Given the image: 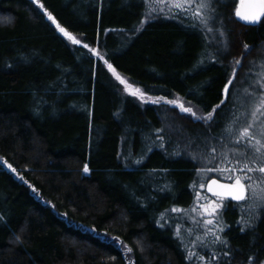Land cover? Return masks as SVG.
Masks as SVG:
<instances>
[{"label": "trees", "instance_id": "16d2710c", "mask_svg": "<svg viewBox=\"0 0 264 264\" xmlns=\"http://www.w3.org/2000/svg\"><path fill=\"white\" fill-rule=\"evenodd\" d=\"M237 2H222L210 40L187 19L145 22L143 0H40L43 10L0 0V264H195L158 214L191 205L200 170L234 181L241 173L226 170L253 155L226 132L235 81L264 57V15L242 22ZM45 12L103 60L71 46ZM107 65L163 103L215 112L199 120L123 96ZM223 215V264L264 261L262 216L242 232L231 206Z\"/></svg>", "mask_w": 264, "mask_h": 264}, {"label": "rangeland", "instance_id": "374dc122", "mask_svg": "<svg viewBox=\"0 0 264 264\" xmlns=\"http://www.w3.org/2000/svg\"><path fill=\"white\" fill-rule=\"evenodd\" d=\"M145 9H144V21L148 22L158 18L166 19V17L177 19L180 21H192L195 24L200 25L203 28V31L208 35L210 40H214L213 33L208 31L204 24L200 23L199 18L194 17V11L197 8V0H194V3L189 8L188 12L178 11L174 6L176 3H184V0H143ZM228 1V0H227ZM227 1L223 0H210L211 9L204 7L200 8L199 11L202 15L211 16L212 18L208 21V26L219 27L221 22V10L222 2ZM242 0L237 2V10L241 5ZM236 10V11H237ZM187 19V20H186ZM61 33V32H60ZM69 33V32H68ZM62 34V33H61ZM75 39L80 41L79 44H73L72 41L63 35V37L68 41L71 46H83L85 43L82 38L74 34L69 33ZM92 55L97 59L103 60V55L97 49V47H87L86 48ZM91 49V51H90ZM259 60L252 59L248 67L244 69V75L240 79V84L235 81L234 90V103L236 108L235 111L231 112V117H234L232 121V131L235 128H238L235 131V134H229L230 141L236 138L239 130L244 126L251 124L252 128L250 129V135H252L251 144H254L257 139L264 144V135H262V128H264V107H261L259 111L256 112L255 117H253L254 105L259 107L257 100L261 95H264V65H261L259 62L264 61V57H257ZM108 70L112 74L113 78L116 80L120 87L121 94L123 96H132L137 99L138 102L142 104H149L156 102V104H162L160 98L150 96L144 93V91L138 85L131 82L126 76L120 74L119 72H113V68L110 69L107 65ZM259 68V69H258ZM258 69V72H256ZM119 76L123 79L127 85H130V88L125 87V84H122L119 80L116 79V76ZM239 84V85H238ZM138 90L139 93H143V96L132 95L130 94L133 91ZM172 100L176 101L177 104H183L184 107H190L196 113V116H201L200 112L194 108L190 103L184 101L180 97H174ZM163 104H169L164 102ZM170 108L178 109L179 112H182L178 106H173L170 104ZM239 108V109H238ZM184 113V112H182ZM187 116H191L189 113H185ZM192 117V116H191ZM236 121V122H235ZM231 131V132H232ZM254 134V135H253ZM182 136V134H179ZM242 143H246V138L241 137ZM247 145V144H245ZM250 145V144H249ZM253 152L252 148H249ZM188 153L189 150L185 147V153ZM186 153V154H187ZM126 159L130 160L135 157L132 163H136V156H133L131 153L125 154ZM188 155H195L189 153ZM261 163H264L262 161ZM252 166V165H251ZM261 164L257 166H252L254 172ZM225 167H218L219 170L224 169ZM257 174H251V172L241 173L242 182L246 183L248 180V194L245 201L232 204H228L223 200L211 199L206 197L205 185L207 181L211 178L207 177L204 174V171H199L197 174L196 181L192 185V190L194 192V201L186 206H171L161 212H159V224L163 227H168L171 229L173 234L177 237L180 244L182 245L185 253L195 264H223L226 260L225 257L230 255V251L225 250L228 248V243L226 237L224 236L225 231L230 229L228 221L225 219L223 212L228 207L231 206L235 210V216L233 221L235 226L239 227L241 231H251L256 227L257 222L260 220L261 216L264 219V174L256 171ZM241 177V176H240ZM248 177V179H243ZM201 185H204L201 187ZM255 196V199H254ZM215 206V212L212 216H209L205 212V208L212 209ZM180 209V212H173L172 209ZM212 220V224H208L207 221ZM177 229H179V234H177ZM219 237V240L216 237ZM260 264H264L262 261Z\"/></svg>", "mask_w": 264, "mask_h": 264}, {"label": "snow or ice", "instance_id": "6c2138e0", "mask_svg": "<svg viewBox=\"0 0 264 264\" xmlns=\"http://www.w3.org/2000/svg\"><path fill=\"white\" fill-rule=\"evenodd\" d=\"M32 2H33V4H36L40 9L43 10L44 6L42 3H40V0H32ZM193 3H194V0H184V3H176L174 6L176 7V9L178 11H182V12L187 13L189 8L192 6ZM204 7L211 9L210 0H197V8L194 11V17L199 18L200 23L204 24L208 28V31H212L211 27H208V21L212 17L202 15L201 12L199 11L200 8H204ZM257 7L259 10L256 11L255 13L251 14V15L241 14L239 11H237L236 15L239 16L241 20H244L247 23L255 24L259 21V17L261 15H264V5H258ZM45 14L47 15L48 19L50 21H52L53 24L56 25V27L59 29V31L63 35L68 37L72 41L73 44H79L80 43V41H78L73 36H71L64 28L60 27V25L56 22L55 18L51 15V13L45 12ZM83 47L87 48L88 45L85 44V45H83ZM247 48H248V46L245 45L246 51H247ZM90 51H91V49H90ZM259 63L261 65H264V61H261ZM236 64L239 65L240 61L237 60ZM108 67L110 69H112L111 65H108ZM112 70L115 74V70L114 69H112ZM235 76H236V72L234 69L232 74H231V77L228 80V83L225 85V87L223 89L225 99L228 98L229 87L232 85V82L235 79ZM116 79L119 80L122 84H125L126 89L131 87L130 85H127L126 82L123 79H121L118 75L116 76ZM130 94L140 95L141 97L143 96V93H139L138 90L133 91ZM160 99H163V97H161ZM166 102L173 105V106H178L182 112L189 113L193 118L199 119V120H210L212 118V113L215 112V108H214L208 114V116H196V113L190 107H184L183 104H177V102L174 100H170V101H166ZM153 103H155V101H153ZM222 103H223V101H222ZM257 104L259 105V107L254 105V109H253V113H252L253 117H255L256 112L259 111L261 107H264V95H261L258 98ZM216 107L218 108V107H220V105H217ZM251 128H252V125L248 124V125L244 126L241 130H239V132L235 138V142L240 143L241 137L246 138V142H248L250 144V146L253 150V155H251V156L244 155L243 159H237L236 164L240 165V167L236 168V169H227L226 171H235V172H239V173L252 172V171H254L253 167L251 166L252 164H261V166H259L255 170L258 171L259 173L264 174V163H261L262 161H264V144H262L259 139H257L254 144H251V140H252V135H250V129ZM227 131L229 132V134H231V131H232L231 127H228ZM262 135H264V128H262ZM213 151H215V150H213ZM138 163H139V161H138ZM9 167L11 168V165H9ZM207 170L210 171V169H207ZM13 171H15V169H13ZM83 171L85 173L89 172V167L87 164L84 165ZM21 179H23V178L21 177ZM228 179L231 180L232 177L229 176ZM243 179H248V177H244ZM216 183H217L216 180H212L213 185H215ZM203 186L204 185H201V187H203ZM218 187L223 189L224 191L223 192L213 191V195L218 196V197L225 196V197L230 198L233 201L239 202V201H245L246 200V192H247V189L249 186L246 185L244 182H242V178L238 175L234 179L233 183L221 184V185H218ZM209 190L212 191L211 188ZM254 199H255V196H254ZM172 211L173 212H180L181 210L174 208V209H172ZM205 212L209 216H212L215 212V206L212 209L205 208ZM207 223L212 224L213 221L208 220ZM177 234H179V229H177ZM216 239L219 240V237L217 236ZM224 243L226 244L227 242L224 241ZM128 251H131V249L129 248Z\"/></svg>", "mask_w": 264, "mask_h": 264}, {"label": "water", "instance_id": "95a60500", "mask_svg": "<svg viewBox=\"0 0 264 264\" xmlns=\"http://www.w3.org/2000/svg\"><path fill=\"white\" fill-rule=\"evenodd\" d=\"M258 5H264V0H242L241 5H240V7L238 8L237 11H239L241 14L251 15V14H253L256 11L259 10L258 7H257ZM262 16L263 15H261L259 17V20L262 18ZM237 17H238L239 20H241L239 16H237ZM241 21L247 23L244 20H241ZM212 180H216L217 183L215 185H213L212 184ZM226 183L227 184H231V183H233V181H222V180H219V179H216V178H211V179H209L207 181V183L205 185V191L209 195H211L213 197H216V198H219V199H227L229 201L236 202V203L242 202V201H239V202L233 201L230 198L225 197V196L218 197V196L213 195V191L223 192L224 190L219 188L218 185L226 184ZM210 188L212 189V191L209 190ZM247 194H248V192H246V197H247Z\"/></svg>", "mask_w": 264, "mask_h": 264}, {"label": "flooded vegetation", "instance_id": "af4514ba", "mask_svg": "<svg viewBox=\"0 0 264 264\" xmlns=\"http://www.w3.org/2000/svg\"><path fill=\"white\" fill-rule=\"evenodd\" d=\"M206 194H207L206 197H209V198H211V199L223 200V201L227 202L228 204H229V203L232 204V201H229V200H227V199H219V198L213 197V196L209 195L207 192H206Z\"/></svg>", "mask_w": 264, "mask_h": 264}]
</instances>
